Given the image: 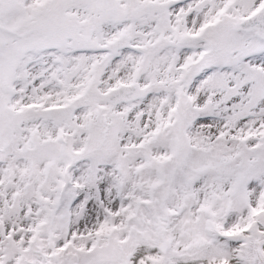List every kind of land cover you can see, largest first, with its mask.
<instances>
[{
	"label": "snow or ice",
	"instance_id": "snow-or-ice-1",
	"mask_svg": "<svg viewBox=\"0 0 264 264\" xmlns=\"http://www.w3.org/2000/svg\"><path fill=\"white\" fill-rule=\"evenodd\" d=\"M0 264H264V0H0Z\"/></svg>",
	"mask_w": 264,
	"mask_h": 264
}]
</instances>
